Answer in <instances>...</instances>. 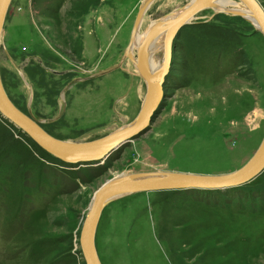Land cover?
I'll return each instance as SVG.
<instances>
[{
    "label": "rangeland",
    "instance_id": "1",
    "mask_svg": "<svg viewBox=\"0 0 264 264\" xmlns=\"http://www.w3.org/2000/svg\"><path fill=\"white\" fill-rule=\"evenodd\" d=\"M189 1L152 0L138 18L145 0H11L2 85L56 138L106 135L146 94L127 53L137 23L142 35ZM163 90L149 126L102 161H61L0 115V264H86L81 224L107 181L243 165L264 135L263 33L240 14L199 11L174 40ZM94 242L100 264H264V169L238 186L117 197Z\"/></svg>",
    "mask_w": 264,
    "mask_h": 264
},
{
    "label": "water",
    "instance_id": "2",
    "mask_svg": "<svg viewBox=\"0 0 264 264\" xmlns=\"http://www.w3.org/2000/svg\"><path fill=\"white\" fill-rule=\"evenodd\" d=\"M11 0H0V36ZM152 0H145L151 2ZM214 0H190L168 21L148 31L137 53L138 71L145 81L146 94L133 121L101 137L86 141H67L54 137L24 114L8 97L0 79V115L31 138L39 147L66 163L102 161L112 151L142 133L150 124L164 95L163 85L170 70L174 40L181 28ZM251 12L256 28L264 35V12L256 0H239ZM148 3V4H149ZM144 4L138 13L143 12ZM185 6V7H184ZM176 10V9H175ZM164 31L163 60L153 72L148 71L146 46ZM264 169V135L249 159L232 172L220 175L145 174L107 181L94 194L79 233V244L86 264H100L95 248V230L104 206L125 194L173 189H222L238 186ZM126 179V180H125Z\"/></svg>",
    "mask_w": 264,
    "mask_h": 264
},
{
    "label": "bare ground",
    "instance_id": "3",
    "mask_svg": "<svg viewBox=\"0 0 264 264\" xmlns=\"http://www.w3.org/2000/svg\"><path fill=\"white\" fill-rule=\"evenodd\" d=\"M239 2L242 4V5L240 4L241 6L238 4L236 5L232 1L230 2V0H214L209 4L208 7L212 8L216 12L228 11V12L240 14V15L244 16L245 18L249 19L256 26L251 12L248 10V8L241 1H239ZM147 3H149V2H144L143 7H145V5ZM182 9H183V7L181 6V7L177 8L176 10L172 11L166 17H162V18L154 21L155 23H153L150 27H148L144 31V34H142V35H140L138 33L139 27H140L139 25L141 24V22L137 23V25L135 27V31L132 34L131 43H130L129 47L127 48V53H132L133 51L136 52V57L134 58L133 63H134V67L136 68V71L139 75H140V73L138 71L137 53L140 49V46L143 43L144 38L146 37L148 31L153 29V28L159 27L160 25H162L163 23L168 21L170 18H172L176 13H178ZM163 39H164V31L161 32L160 34L152 37L150 39V41L148 42V45L146 46V63H147L148 71L150 70L149 72H153L154 70H157L162 64V60H163ZM158 52L162 53V59L160 61V65H158L155 61H153L154 55ZM159 105H158V107H159ZM123 127H125V126H122V128Z\"/></svg>",
    "mask_w": 264,
    "mask_h": 264
}]
</instances>
